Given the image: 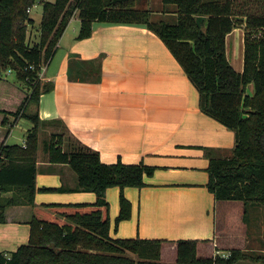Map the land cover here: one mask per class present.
<instances>
[{"label": "trees", "instance_id": "16d2710c", "mask_svg": "<svg viewBox=\"0 0 264 264\" xmlns=\"http://www.w3.org/2000/svg\"><path fill=\"white\" fill-rule=\"evenodd\" d=\"M38 1L42 3L40 34L29 44L26 25L34 19L27 8L35 0H0V72L14 70L18 79L30 78L32 85L28 91L0 76L2 121L11 115L32 122L24 146L0 142V221H5L8 205L32 207L28 241L15 250L0 251V264H234L241 257L239 249L231 248L227 256L198 255L194 238L111 237L106 188H120L116 228L130 216L124 187L143 186L144 175L151 174L153 167L121 159L105 163L98 150L68 130L65 138L51 133L50 139L42 140L43 148L48 160L67 162L75 171L77 185L69 189L92 190L96 200L36 203V191L59 187L36 185L38 128L47 120L27 107L32 101L38 103L40 93L49 89L40 84L39 65L54 54L75 9L80 17L77 38L91 34L94 20L143 23L160 36L184 69L198 91L200 109L234 131L229 153L213 154V148H206L208 189L218 200L264 202V6L244 14L243 68L239 71L229 60L225 43L226 34L236 26L234 0H162L175 6L174 20L152 19L149 10L133 7L134 0ZM197 15H204L199 23ZM100 74V57L70 58L71 79L97 80ZM6 192L10 194L2 195ZM166 241L175 242L174 261L160 259Z\"/></svg>", "mask_w": 264, "mask_h": 264}, {"label": "crops", "instance_id": "0c3cea01", "mask_svg": "<svg viewBox=\"0 0 264 264\" xmlns=\"http://www.w3.org/2000/svg\"><path fill=\"white\" fill-rule=\"evenodd\" d=\"M142 1V5L136 2L133 7L149 10L152 19L175 17L172 3L154 0L160 8L150 9L153 0ZM72 20L76 21L72 34H66ZM79 27L78 10H74L54 54L46 61L40 84L49 89L40 93L38 103L30 102L28 109L37 111L47 122L62 120L71 134L98 150L105 163L121 159L153 167L151 174L144 175L143 186L124 187L131 203L130 216L121 219L116 228L120 188H106L110 236L194 238L198 255L229 253L235 247L233 227L226 218L231 211L218 218L221 200L206 185V148H213V154L229 153L234 145V131L200 109L197 89L164 41L145 24L94 20L91 34L84 38H77ZM231 31L225 38L226 52L227 45L232 50L238 41V34L230 36ZM241 40L244 47V36ZM72 57H100V78L71 79ZM242 68L243 65L236 69ZM3 116L0 112L4 124L28 119L8 115V121H2ZM31 126L28 119L22 139L12 142L8 140L10 128L5 132L0 129V142L24 146ZM42 151L46 157L37 153L36 185L59 188L36 191V203L96 200L92 190L69 189L77 185L75 171L67 162L48 160L43 145ZM31 216L29 204L5 207V221H0V251L15 250L28 241ZM224 235L229 242H223ZM164 243L161 257L167 251L174 261L175 242Z\"/></svg>", "mask_w": 264, "mask_h": 264}, {"label": "rangeland", "instance_id": "374dc122", "mask_svg": "<svg viewBox=\"0 0 264 264\" xmlns=\"http://www.w3.org/2000/svg\"><path fill=\"white\" fill-rule=\"evenodd\" d=\"M234 1L237 4V15L234 17L236 21V27L232 29L230 36L238 34V41L235 44L236 46H233L232 50L230 49V46L228 47L227 45V56L236 69L240 68L243 65V41L241 40V38L244 36L246 29L245 23L243 21L244 14L261 10L262 6H264V0ZM136 2L137 5L143 4L142 0H134V4ZM153 2L154 3L152 4V6H150V9L151 7L152 9L160 8V6H157L154 0ZM30 6V10H28L27 8V11L30 16L34 17V21L32 23H27L26 25V40L27 42H29V44H32L33 42L38 40L40 34L39 22L42 15V3L38 0H35V2ZM175 17H169L166 19L174 20ZM75 22L76 21L74 20L70 22V24L67 26L68 28L66 34H72V25ZM236 53H239L240 56L238 57ZM238 65L240 66L238 67ZM0 73L1 77L5 76L8 81L18 86H21L22 88L28 91L32 86L30 78H25L24 80L18 79L15 75V71L13 70L1 71ZM39 79L40 81H42L41 78ZM36 82L37 81L33 82L32 84ZM247 89L248 91H251L252 84H249ZM27 111H29L28 107ZM23 120L25 121H21L18 124L16 122L14 124H4L0 121V129H2L3 132L7 131V129L10 128V134L8 137L9 142L20 141L22 139V133L26 129V121L28 122V119ZM51 133L62 134L64 138L68 135V131L62 123L46 121L45 123L41 124L38 128V150H40L37 151V153H39V155L43 157H46V153L42 151V140L50 139ZM229 201L230 202H227V200H221L218 204L217 209L219 213L218 218L221 214L223 215L226 214L228 211H231L227 214L226 218H228L227 222L230 224V226L232 224L231 228L233 227V230H231V234L233 236V244H235V247L232 248H237L241 251V257L237 259L234 264H264V202L250 201L245 204L241 199H229ZM226 237V235L223 236V242H229V237ZM164 245H166V243L162 244L161 250L163 249ZM161 250L160 259L165 261H171L169 258L172 259L173 257L167 251L164 252V257H161ZM127 252L129 254H132L129 251Z\"/></svg>", "mask_w": 264, "mask_h": 264}, {"label": "built area", "instance_id": "2783aa9c", "mask_svg": "<svg viewBox=\"0 0 264 264\" xmlns=\"http://www.w3.org/2000/svg\"><path fill=\"white\" fill-rule=\"evenodd\" d=\"M30 6L28 7V10H30ZM45 66H46V61L45 62H42L40 65H39V70H38V76L39 78L42 79V75H43V72L45 70ZM8 71H10L11 69H6ZM6 70H3V71H6ZM14 71V70H13ZM1 74V73H0ZM229 253H224L222 254L223 256H227Z\"/></svg>", "mask_w": 264, "mask_h": 264}, {"label": "water", "instance_id": "95a60500", "mask_svg": "<svg viewBox=\"0 0 264 264\" xmlns=\"http://www.w3.org/2000/svg\"><path fill=\"white\" fill-rule=\"evenodd\" d=\"M203 17H204V15H197V17H196L197 22L199 23L200 20L203 19Z\"/></svg>", "mask_w": 264, "mask_h": 264}]
</instances>
